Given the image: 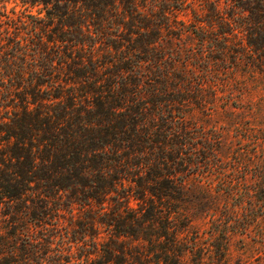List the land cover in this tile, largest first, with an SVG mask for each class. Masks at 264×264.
<instances>
[{
  "label": "trees",
  "instance_id": "16d2710c",
  "mask_svg": "<svg viewBox=\"0 0 264 264\" xmlns=\"http://www.w3.org/2000/svg\"><path fill=\"white\" fill-rule=\"evenodd\" d=\"M19 1L42 8L38 17L27 15L29 21L19 17L15 30L20 33L10 30L0 0V264H75L71 244L79 248L89 241L94 251L84 252L80 264H110L118 261L110 246H120L121 239L142 240L151 249L163 238L167 256H173L163 262L180 264L175 257L183 253V229H175L172 206L189 204L191 189L188 194L189 179L176 174L190 173L194 162L190 143L189 151L184 143L187 133L180 128L161 135L142 97L144 79L157 82L163 71L155 65L157 56L141 48L152 63L149 75L139 54L121 66L102 65L91 23L75 19L67 7L68 1L100 5L109 0ZM233 1L254 15L262 4ZM254 20L229 28L261 33L264 26ZM95 30L97 36L105 31L102 24ZM260 43L254 44L258 52L264 50ZM163 75L170 78V72ZM199 144L198 163L207 164L216 149L205 135ZM210 184L199 181L195 189L208 195L215 209L239 185L230 178L218 182V190ZM75 209L82 216L76 218ZM64 211L73 228L60 222ZM99 228L110 235L101 253ZM216 228L211 238L217 244ZM213 247L224 256L225 245ZM139 262L134 257L132 263Z\"/></svg>",
  "mask_w": 264,
  "mask_h": 264
},
{
  "label": "rangeland",
  "instance_id": "374dc122",
  "mask_svg": "<svg viewBox=\"0 0 264 264\" xmlns=\"http://www.w3.org/2000/svg\"><path fill=\"white\" fill-rule=\"evenodd\" d=\"M128 1L109 0L100 5L97 1H68L67 9L74 12L75 19L91 23L95 55L103 66H121L123 59L139 54L149 75L152 63L149 56L140 54L141 48L157 56L155 65L163 71L157 82L144 79L142 97L161 135L180 128L187 133L184 143L188 151L190 143L194 162L190 173L176 174L178 179H189L186 190L191 193L189 204L175 201L172 206L175 229H183L179 245L183 253L175 260L180 264H264V50L258 52L254 45L260 41L264 48V30L257 34L244 29L231 32L229 28L254 24V18L264 26V0L254 10L256 17L233 0ZM3 7L12 21L10 30L20 33L21 29L15 30L19 17L29 21L26 16L38 17L42 8L19 0H4ZM100 24L105 31L97 36L95 27ZM67 64L62 65L65 68ZM168 72L167 80L162 74ZM203 135L216 149L207 164L198 163L199 137ZM227 178L239 185L235 195L222 199L218 209L208 195L195 189L201 181L218 190V182ZM131 205L137 207L135 201ZM74 213L77 218L83 212L75 209ZM61 217L64 226H74L67 212ZM216 227L221 235L217 244L211 238ZM96 232L101 253L110 235L104 228ZM163 241L150 249L142 240L121 239L120 246H110L118 260L110 264H157L158 256V264H165L162 258L173 256H167ZM71 245L75 264H80L84 252L94 251L90 241L79 248ZM213 245H225L224 256L219 257ZM130 255L139 257L140 262L132 263Z\"/></svg>",
  "mask_w": 264,
  "mask_h": 264
}]
</instances>
